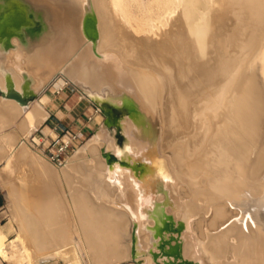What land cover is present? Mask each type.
<instances>
[{"label":"bare ground","instance_id":"6f19581e","mask_svg":"<svg viewBox=\"0 0 264 264\" xmlns=\"http://www.w3.org/2000/svg\"><path fill=\"white\" fill-rule=\"evenodd\" d=\"M23 1L43 29L29 36L25 50L15 36L17 45L0 57V87L7 90L9 76L23 92L29 77L42 99L25 104L0 95V110L16 121L21 117L17 140L3 133L0 118V147L12 156L8 164L30 152L42 175L17 186L19 176L10 181V169H0L13 226L0 222L1 259L116 264L136 260L138 252L139 264H162L166 257L155 256L162 247L155 229L165 210L173 211V224L182 223L183 230L173 228L186 239L178 243L177 258L264 264V141L257 147L264 124V0ZM89 9L102 34L97 48L87 32ZM90 27L95 36L97 27ZM69 82L80 98L117 109L124 103L129 110L117 117L120 142L101 124L100 113L93 136L58 165L74 179L57 181L50 176L52 161L31 135L49 115L48 88ZM43 130L56 133L52 126ZM111 153L117 156L112 163ZM135 164L149 165L156 183L152 197L144 195ZM195 194L210 203L223 200L214 206L216 216L237 210L221 233L206 240L196 236L193 219L197 209L211 205L197 208Z\"/></svg>","mask_w":264,"mask_h":264},{"label":"rangeland","instance_id":"374dc122","mask_svg":"<svg viewBox=\"0 0 264 264\" xmlns=\"http://www.w3.org/2000/svg\"><path fill=\"white\" fill-rule=\"evenodd\" d=\"M2 11V12H1ZM0 11V13L1 14H3V7H2V10ZM87 14H91L92 16H93V19H91V21L93 22V27H97V33H96V38L95 39H92L93 40V45H94V47L95 48H97V47H99V45H100V41L102 40V34H101V32H100V30L98 29L99 27H98V22H99V20H98V17H95L94 18V12L92 11V10H88L87 11ZM86 14V15H87ZM3 37H5V36H3V34L2 35H0V39L2 40L3 39ZM16 39L17 38H15V37H12V40L14 41V42H17L16 41ZM21 41V40H20ZM3 44V42H0V45H2ZM20 44L24 47L23 48V50H25V49H27V47L29 46V40H28V42L26 43V44H23V43H21L20 42ZM114 46V45H113ZM113 46H111L112 48H113ZM15 47V46H14ZM110 47V49H112ZM115 48L114 49H112V50H116V48H117V46L115 45L114 46ZM11 48H13V47H11ZM10 48V49H11ZM10 49H8L7 51H5V53H3V52H0V57H5L8 53H9V51H10ZM25 83V85L27 84V86H28V82H29V77H26V79H25V81H24ZM27 89H28V87H27ZM47 92L51 95V96H53V95H56L57 96V98H64V102L65 103H67V102H70L69 104V107H68V105L66 106V105H61L62 107H64V108H67V111L68 110H71V119H67V120H65V119H62V118H60V117H58L57 116V114L56 113H52V114H49L42 122H41V124H40V126H39V128L41 129H45L46 127L47 128H51V126L49 125V124H52V123H54V122H64L65 124H69L71 127H74V128H76L77 130H80L82 133H83V135H84V141H83V143H81V144H79V146H82L85 142H87L92 136H93V134L95 133V131H96V129L98 128V126H99V122L97 121V116L100 114V113H102L103 115H104V117H103V119H102V122H101V124L102 123H107L106 125H107V129H108V133H109V135L111 136V134H112V132L114 131L115 132V134H116V137H117V140H118V142H120L121 141V136L118 134L119 132V130H117L115 127H116V123H117V117H118V115H121V114H123V113H126V112H128V110H129V107L127 106V105H124V103L123 104H117V105H119L120 106V108L119 109H111L110 107H108L107 105H105L104 103H102L101 104V107L96 103V102H94V101H91V100H88V99H86V98H80L79 96H80V92L77 90V88H76V86L74 85V84H72L71 82H69V83H66L65 85H62L60 88H58V87H56L55 88V86H53V85H51L50 86V88H48V90H47ZM0 95H2V94H0ZM36 97H38L39 99H42V95H40V93H38L36 96H34V98H36ZM33 98V99H34ZM15 101L16 102H18V103H20V101L19 100H17V99H15ZM46 103V102H45ZM66 106V107H65ZM98 108H100V110H96L95 111V109H98ZM2 113H0V118H1V120H2V122L4 123V128L2 127V130H5V131H3V133H6V134H10V136H11V138L12 139H14V140H17V137L15 138V136H18V134H19V130H20V128H21V117H19V120H20V122H19V120H18V118H17V121H16V119L15 118H13V115L12 114H10V113H7V112H5V110H0ZM5 112V113H4ZM9 115H7V114ZM89 115H91V116H93V118L92 119H89ZM2 118H4V119H2ZM11 118H12V120H14L15 119V121H12L11 120ZM8 120H9V122H8ZM11 120V121H10ZM104 121V122H103ZM7 122L9 123V124H7ZM15 122H17V125L18 126H16V128L18 129H16L15 128V126L13 125V124H15ZM47 122V123H46ZM20 123V124H19ZM13 126H12V125ZM114 124H115V126H114ZM8 126V127H7ZM12 127V128H11ZM14 127V128H13ZM9 131V132H8ZM13 131V132H12ZM44 131V130H43ZM263 131H264V124H263V127H262V133H261V136H263V137H260V139H261V141H259L257 144V147H259L261 144H263V141H264V133H263ZM16 133H18V134H16ZM16 134V135H15ZM172 146V145H171ZM262 146V145H261ZM260 146V147H261ZM16 148H18L17 146H15ZM259 147V148H260ZM172 147H170V149H171ZM176 151V150H175ZM170 153L171 154H173L174 152H173V150L172 151H170ZM5 155V154H7V157H6V155L4 156V158H3V156L2 155ZM9 155V156H8ZM23 155H24V157H23ZM23 155H21V156H19V154H18V156H19V159H17V157H15L16 158V160L17 161H14L15 163H13V162H11V164H8V163H6L7 162V160L6 159H8L9 157L10 158H12V156H10V153L6 150V147L3 145V147H0V169H2L3 167H5V169H10V173H8L7 171H5V179H11L10 181H12V178L16 175V176H19V178H18V183L16 182L17 181V178H16V181H14L13 180V183H15L17 186H20L22 183H24L26 180H25V178H32V179H36L38 176H41L42 174H40V173H38L37 172V170L35 169L36 168V163L34 162V158L32 157V155H31V153L30 152H28L27 154H23ZM23 159H22V158ZM9 158V159H10ZM26 158L27 159H30V160H26ZM9 159H8V162H9ZM21 159V160H20ZM11 160V159H10ZM13 160H15L14 158H13ZM19 160V161H18ZM33 160V161H32ZM6 161V162H5ZM29 161V162H28ZM17 162H18V164L19 165H17ZM23 163V166H21V164L20 163ZM27 163V164H25V163ZM6 163V164H5ZM13 163V164H12ZM31 163V164H30ZM3 164H5V166H1V165H3ZM24 164H25V166H28V167H25L24 166ZM8 165V166H7ZM33 166V169H32V167L30 168V166ZM34 165H36V166H34ZM48 165H49V168H50V170H49V172H50V176H51V174H52V176H51V178L53 179V180H57V181H61V180H73L74 178H72V175L71 174H69V173H61V172H59L58 171V165L56 166V164L54 163L53 164V162H50V163H48ZM6 166H7V168H6ZM10 166V167H9ZM14 166V167H13ZM21 166V167H20ZM26 168L25 169V171L23 170L24 168ZM12 168H14V170H12ZM15 168H16V170H15ZM27 168L29 169V170H31V173H32V175H30V172H29V170H27ZM12 170V171H11ZM134 170L136 171V174L138 175V176H142L141 177V179L143 178V184L145 183V188H147L146 190H145V188L143 189L144 191H143V193H144V195H146V197H152L153 195H154V193H155V187H156V183H155V181L154 180H152V178L149 176V175H151V170H150V167H149V165H147V164H135V167H134ZM14 171V172H13ZM26 171H28V173H29V176H28V173H26ZM34 171V172H33ZM35 171H36V173H35ZM24 172V173H23ZM52 172V173H51ZM12 176H11V175ZM34 175V176H33ZM202 175L203 174H201L200 176H199V178L201 179L202 178ZM61 176V177H60ZM54 177V178H53ZM146 178V179H145ZM22 180V181H21ZM202 183H204L205 185L204 186H206V183H205V181L204 182H202ZM147 185H148V187H147ZM2 185L0 184V187H1ZM151 187V188H150ZM5 188V189H4ZM204 188V187H203ZM1 189L3 190V195H4V203L5 204H7V206H5V208L4 209H6L5 210V212L3 213V215H6L4 218H3V221H2V223H3V225H5V229H8V227L10 228L11 226H12V222H11V217H10V215H9V213H10V209H9V191H8V188L6 187V186H2L1 187ZM150 189H151V191H150ZM198 196V197H197ZM206 196L205 195H201V194H195L194 195V200H195V203H197L196 205H197V208H198V205L199 204H201V203H203V204H205L204 206H206V205H208L210 202H211V200L209 201L207 198H205ZM8 198V199H7ZM204 198V199H203ZM203 199V200H202ZM205 200V201H204ZM217 201L216 202H212V203H210V205H211V210L210 209H207L208 208V206L206 207V209H197V211H195V213H194V219H193V224H194V229H195V234H196V236L197 237H199V239H200V237H201V240L202 239H204V240H206V238H207V236L209 235V234H211V233H221L222 232V230L224 229V228H226V225L229 223V221H231L232 220V218L233 217H231L230 215L233 213H235L237 210H236V207L234 208V207H231L230 206V204H228L227 202H225V204H227V205H229L230 207H231V211H233L232 213H231V211H229V215L228 216H226V217H222V216H220V218H219V216H216V208L219 206V205H221L222 203H224L223 202V200H221V199H216ZM220 200V201H219ZM198 201V202H197ZM222 201V202H221ZM201 202V203H200ZM208 202V203H207ZM219 202V203H218ZM199 203V204H198ZM214 203V204H213ZM217 204V205H216ZM214 206H217L216 208L214 207ZM230 207H229V210H230ZM219 208V207H218ZM232 208L233 209H235V210H232ZM7 209H8V211H7ZM204 212H203V211ZM207 210V211H206ZM208 210H210V211H208ZM202 212L206 215H203L202 214ZM207 214H206V213ZM162 213H163V216H162V220H159V228L157 229H155V233H157L158 234V236H156V238L155 239H159L158 240V243H161V245H162V247H159L158 249H156L155 250V256H157V259L160 261V259H162V257L163 258H165L166 257V260L165 261H162V264H170L173 260H175L176 262H177V258H175V256H173V255H169V254H167V252H166V250L168 249V248H173V247H175V246H177L178 247V243H179V241L180 242H182V241H185L186 239H184L183 237H182V235H181V233H182V230H183V228H182V223L179 221V222H176L175 224H173V222H175V218H174V214H173V211H165V210H163L162 211ZM172 215V216H171ZM208 215V216H207ZM210 215V216H209ZM215 216L216 218H219L218 219V221L216 222V223H214L213 224V219L212 218H214L215 219V217H213V216ZM230 216V217H229ZM198 217H200V219H198ZM211 217V218H210ZM222 217V218H221ZM198 219V220H197ZM204 220V222H203V220ZM222 219H224L223 220V222H222ZM225 219H226V221H225ZM201 221H202V223H201ZM211 221V222H210ZM197 222V223H196ZM202 224V227H200L201 225H200V223ZM197 225H196V224ZM205 226V227H204ZM217 226V227H216ZM13 227V226H12ZM174 227H181V229L182 230H173V228ZM201 228H202V230H201ZM205 228V229H204ZM203 231V232H202ZM199 232H200V234H199ZM14 233H15V230L13 229V230H11V232L8 234V236H11V237H13L14 236ZM204 234V235H203ZM200 235V236H199ZM205 236V237H204ZM165 250V251H164ZM183 254V253H182ZM230 254V253H229ZM135 257V259L138 261H136V260H133V259H130V260H126V261H124V262H120V263H116V264H125V263H131V264H139V262H141L142 260H143V256H139L138 255V252L136 253V255L134 256ZM186 259L187 257H179V259ZM1 260H3V259H1ZM0 260V261H1ZM3 262H4V264H22L21 262H19V261H16V260H12V262H10L9 260H3ZM2 263V261L0 262V264ZM157 263V262H156ZM155 263V264H156ZM44 264H51V263H49V262H46V263H44ZM59 264H62V262H60Z\"/></svg>","mask_w":264,"mask_h":264},{"label":"water","instance_id":"95a60500","mask_svg":"<svg viewBox=\"0 0 264 264\" xmlns=\"http://www.w3.org/2000/svg\"><path fill=\"white\" fill-rule=\"evenodd\" d=\"M22 1L23 0H3V14L0 13V35L3 34V36L5 37H3L2 40L0 39V42H3V44L0 45V52L5 53V51L17 45V43L12 40V37L16 36L19 38V40H21V43L26 44L31 34H34L36 32L39 33L43 29V24L41 20L33 19L30 16L23 14L22 9L20 8ZM91 18L93 19V16L90 14L87 19V32L90 36H92V39H95L96 36H93V30L90 29V25H93ZM24 23L27 25V28L23 30L22 24ZM23 87L24 91H19L14 86V83L11 78L7 76V90H4L0 87V94L9 97H14L22 103L26 104L29 100L33 99L34 96L37 95V91L32 86H30L29 82L28 86L27 84H24ZM104 104L110 107L111 109H116V106L112 103L104 102ZM116 160L117 156L111 153L110 162L112 163ZM166 251L167 253L174 255L175 258H177V256L179 255V250L177 246L173 248H168ZM190 263L191 260L188 259H183V261H177V264Z\"/></svg>","mask_w":264,"mask_h":264},{"label":"built area","instance_id":"2783aa9c","mask_svg":"<svg viewBox=\"0 0 264 264\" xmlns=\"http://www.w3.org/2000/svg\"><path fill=\"white\" fill-rule=\"evenodd\" d=\"M100 108L95 109V111ZM93 116L89 115V119ZM47 123V122H46ZM55 130V134L46 133L43 129L38 128L32 135L33 144L41 149L47 157L56 165H64L68 158L83 143L84 135L80 130L71 127L64 122H54L50 124ZM4 203L3 190L0 187V222L6 215H3L6 209ZM1 259V256H0Z\"/></svg>","mask_w":264,"mask_h":264},{"label":"crops","instance_id":"0c3cea01","mask_svg":"<svg viewBox=\"0 0 264 264\" xmlns=\"http://www.w3.org/2000/svg\"><path fill=\"white\" fill-rule=\"evenodd\" d=\"M70 102L65 103L64 102V98H57L56 95H53L48 98V100H46V107L49 111V114L52 113H56L58 117L65 119V120H69L71 119V110L67 111V108L62 107L61 105H68ZM65 106V107H66ZM47 119V118H46ZM1 131V130H0ZM125 264H131V263H125Z\"/></svg>","mask_w":264,"mask_h":264},{"label":"flooded vegetation","instance_id":"af4514ba","mask_svg":"<svg viewBox=\"0 0 264 264\" xmlns=\"http://www.w3.org/2000/svg\"><path fill=\"white\" fill-rule=\"evenodd\" d=\"M2 3H3V0H2ZM29 6H28V3L26 2V1H23V3L21 4V6H20V8L22 9V11H23V14H26L27 16H30L31 18H33V19H36L35 17H34V15H33V12H32V10H30L29 8H28ZM27 28V25L24 23V24H22V29L24 30V29H26ZM177 261H183V259H179V258H177Z\"/></svg>","mask_w":264,"mask_h":264}]
</instances>
